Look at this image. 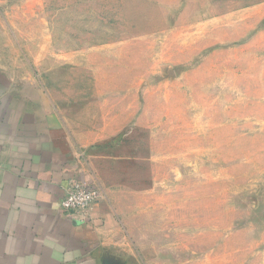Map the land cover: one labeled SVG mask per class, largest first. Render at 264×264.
Returning a JSON list of instances; mask_svg holds the SVG:
<instances>
[{"label": "rangeland", "instance_id": "1", "mask_svg": "<svg viewBox=\"0 0 264 264\" xmlns=\"http://www.w3.org/2000/svg\"><path fill=\"white\" fill-rule=\"evenodd\" d=\"M0 22L107 156L127 264H264V0H0Z\"/></svg>", "mask_w": 264, "mask_h": 264}, {"label": "crops", "instance_id": "2", "mask_svg": "<svg viewBox=\"0 0 264 264\" xmlns=\"http://www.w3.org/2000/svg\"><path fill=\"white\" fill-rule=\"evenodd\" d=\"M33 70L0 22V264H127L136 243L115 185L101 177L107 156L76 146L68 115ZM94 177L103 196L89 220H75L61 208L66 189Z\"/></svg>", "mask_w": 264, "mask_h": 264}, {"label": "built area", "instance_id": "3", "mask_svg": "<svg viewBox=\"0 0 264 264\" xmlns=\"http://www.w3.org/2000/svg\"><path fill=\"white\" fill-rule=\"evenodd\" d=\"M102 196L103 188L97 179H73L61 201V208L73 219L86 222Z\"/></svg>", "mask_w": 264, "mask_h": 264}]
</instances>
